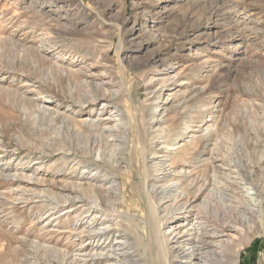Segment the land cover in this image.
Returning <instances> with one entry per match:
<instances>
[{
  "label": "rangeland",
  "instance_id": "rangeland-1",
  "mask_svg": "<svg viewBox=\"0 0 264 264\" xmlns=\"http://www.w3.org/2000/svg\"><path fill=\"white\" fill-rule=\"evenodd\" d=\"M67 72L107 83L113 92L125 81L123 94L106 100L130 110L126 163L101 161L96 152L63 157L57 150L69 138L57 133L60 119L38 105L72 112ZM150 85L155 96L147 93ZM157 102L164 113L149 114L147 105ZM187 120L189 133L182 137ZM164 127L177 133L188 159L179 151L176 166L165 171L180 172L195 187H210L220 172L233 170L235 178L236 169L251 170L257 181L264 177V162L252 147L264 146V0H0V264L36 262L34 245L47 248L42 259L90 250L88 235L79 233L88 218L76 213L74 201L82 186L103 182L106 171L116 175L123 199L117 209L105 205L95 212L112 221L102 238L110 245L128 236L130 254L141 259L134 264H161L149 236L157 213L146 188L162 176L156 163L171 142L151 137ZM91 161L101 174H94ZM211 161L215 170L207 168ZM240 187L246 197L254 191L248 179ZM248 234L238 264H264V228ZM86 258V264H103Z\"/></svg>",
  "mask_w": 264,
  "mask_h": 264
},
{
  "label": "bare ground",
  "instance_id": "bare-ground-1",
  "mask_svg": "<svg viewBox=\"0 0 264 264\" xmlns=\"http://www.w3.org/2000/svg\"><path fill=\"white\" fill-rule=\"evenodd\" d=\"M104 52L107 53L108 50L105 49ZM57 67L62 70L61 67ZM167 68L165 65V70ZM72 76L68 72L65 76L68 99L71 100L69 106H71L72 112L65 111V109L60 112L57 108H50L45 103L38 105V109L43 111L42 113L54 114L61 120H59L61 124L57 133L63 132L64 136L69 138L70 143L65 145L66 141L62 139L57 150L62 152L63 157H66L65 155L71 151V155L67 157L72 158H75L76 155L89 158L96 152L101 161L121 164L126 159L128 149L130 133L128 114L130 110H125L106 98L113 97L115 94H123L126 86L125 81L119 83V87L113 92L107 83L93 81L87 76L79 78ZM168 80H172V78L170 77ZM147 93L155 96L157 91L153 90L150 85L147 88ZM148 99L150 98L148 97ZM163 108V104L160 105L158 102L147 105L149 114L154 116L162 115ZM83 112L87 113L86 117L82 116ZM165 119L164 116L159 121L164 122ZM188 122L187 120L182 124V137L189 133ZM156 124L158 123L156 122ZM65 125L68 126L67 132L62 131ZM176 134V132L172 133L168 127H164L162 130L156 129V133L151 137L152 142L158 141V139L163 140L164 136L168 137L171 142L166 150L168 155L163 158L159 157L156 163L155 171L161 173L162 176L159 178V174H156L153 184L150 187L148 184L146 188L153 211L157 213V229L153 225H149L151 228L149 236L150 238L151 236L155 237L154 246L159 260L161 264H238L243 242L249 241L248 231L253 228L260 230L264 228V187L261 184L264 177L257 181L258 178L252 177L251 170L248 171V174H242L236 169L235 178L231 176L233 170L220 172L223 175L218 176V179L213 174L214 178L208 184L211 185L210 187H195L191 181L183 180L180 172H173V169L169 172L165 171L166 166H170V168L176 166V161L173 158L179 151L181 153L184 151L183 161L187 162L188 160L185 157L186 145L181 143L179 146L175 138ZM256 135L259 136L258 133ZM252 147L259 153L260 160L264 162V146L255 142ZM229 164L230 162L225 163L230 170L232 167L230 168ZM90 165L93 167L94 174H101L100 165L98 166L92 161ZM215 167L214 161H211L207 168L214 169ZM85 168L91 172L88 164L85 165ZM240 175L241 178H239ZM101 176L103 182H99L98 185L89 184L85 188L82 186L79 190L81 194L76 196L78 204L74 201L76 213L79 215L85 212V218H88L87 225L82 227L84 229L79 233L85 232L88 235L93 249L86 251L81 248L78 249V253L71 255L68 252L49 254L50 257L42 259V256L48 253L47 248L42 247L44 251H40L41 249L34 245L30 256L40 262L31 261L30 263L45 264L51 261L52 264H86V257L89 256L93 261L103 260V264H134L141 260L133 258L130 254L131 246L128 247L130 240L128 236L115 237V240L110 245L108 244L109 246L106 244L109 238H102L108 233L107 230L112 225V221L106 219V216L101 217V213L99 216L95 212H102L105 205L111 206L113 210L117 209L118 203L123 199V192L115 174L106 171ZM25 178L38 181L33 175L25 176ZM19 179L23 180L24 176ZM243 179H248V183L254 188L253 192L248 191V197L240 187ZM104 180H108V182L104 183ZM105 184L106 186H104ZM166 193L169 196V201L164 202L163 205L161 199ZM198 198L201 200L195 203ZM46 204H53V202L50 201ZM56 206L57 204L53 207ZM121 216L129 222L133 218L129 214ZM176 217L180 219L172 224L170 220ZM99 220H101V224H104L103 227L97 226ZM106 222L109 223L105 224ZM161 226H164V231H161ZM231 233L238 234V240L234 239L230 235ZM156 238H158V242ZM152 244L153 239L150 241L151 246ZM95 255L98 256L97 259Z\"/></svg>",
  "mask_w": 264,
  "mask_h": 264
}]
</instances>
